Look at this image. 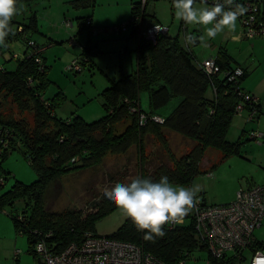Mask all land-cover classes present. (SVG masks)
I'll list each match as a JSON object with an SVG mask.
<instances>
[{
  "label": "trees",
  "instance_id": "obj_1",
  "mask_svg": "<svg viewBox=\"0 0 264 264\" xmlns=\"http://www.w3.org/2000/svg\"><path fill=\"white\" fill-rule=\"evenodd\" d=\"M255 2L259 4L264 20V5ZM71 3L75 9H80L93 6L95 0H72ZM18 4L23 5L24 10L11 22L15 34L7 37V47H0V130L9 139L8 148L0 153V158L4 159L10 151L20 147L38 177L31 184L16 181L0 197V209L5 202L13 203L20 197L26 199L24 219L18 218L20 211L9 214L19 233L27 235L34 256L37 233L52 232L49 240L58 243L61 249L74 241H82L85 233L94 232L98 219L116 209L106 197L95 203L96 210L86 216L83 210L51 211L44 207V195L52 181L66 173L100 165L108 151L125 154L138 146L139 173L135 178L158 182L161 177L167 176L170 183L186 185H190L194 177L202 172L201 163L208 148L220 150L222 159L240 153L241 142L228 141L226 132L236 113V106L243 100L239 92L249 93L252 97L255 95L242 86V81L249 75L248 70L239 64L234 65L226 50L220 51L215 59L220 70L210 74L200 67L191 45L186 47L178 34L161 36L153 43L140 35L141 23L135 22L132 36L139 38L137 67L132 73L112 80L102 92L105 116L93 122H86L79 116L62 119L55 113L54 102L45 97L49 82L48 66L43 55L46 45L29 34L38 31L37 11L32 9L31 0H18ZM141 7L140 2L133 4L132 17L140 13L145 20L147 5L144 11ZM91 18L89 15L90 28ZM199 36L195 34V37ZM19 40L25 43L23 57L13 54L16 62L11 64L12 59L2 62L1 56L10 50V44ZM88 48L78 57L86 60V64L90 61ZM236 67L242 68L244 73L230 79L228 73ZM142 92L149 96V111L141 108ZM176 97L180 99L179 103L164 122L153 120L152 116ZM245 103V109L250 111V102ZM14 104L23 110L34 111V124L14 119L9 112ZM252 105L259 118L260 100L252 102ZM140 112L148 115L143 125L139 122ZM121 123L127 125L124 130L118 131ZM163 128L180 133L194 140L195 144L184 155L176 157L165 140ZM150 134L161 139L164 144L162 152L170 157L172 165L160 163L152 169L147 167L150 157L144 152V141ZM216 166L217 163L212 168ZM4 178L7 180V177ZM163 231V237H156L154 242L145 241V233L137 231L131 220L126 219L115 233L108 236L140 244L167 264H176L182 251L205 249L191 219L174 229L165 225ZM263 247L264 243H255L252 251ZM211 264H233V261L213 259Z\"/></svg>",
  "mask_w": 264,
  "mask_h": 264
},
{
  "label": "rangeland",
  "instance_id": "obj_2",
  "mask_svg": "<svg viewBox=\"0 0 264 264\" xmlns=\"http://www.w3.org/2000/svg\"><path fill=\"white\" fill-rule=\"evenodd\" d=\"M72 0H31L32 9L37 11L38 31L30 32L31 37L46 45L43 55L48 66L49 80L45 97L55 104L58 118L67 119L76 116L86 122L96 121L106 114L103 106L102 92L122 75L131 73L137 66L138 37L132 36V27L125 26L119 32L105 30L114 26H123L132 17V7L141 0H95L91 7L75 9ZM264 5V0H254ZM198 8L208 7L205 2L195 1ZM91 15L92 27H88ZM154 22H162L169 28V35L180 34L186 45L185 37L191 33L203 35L204 29L199 25H182L175 18V9L170 0H150L142 31ZM102 29L100 32L98 30ZM109 31V32H108ZM239 36V38H237ZM75 38L76 45H71L70 38ZM88 43V44H87ZM97 44V45H95ZM88 45L89 46L88 48ZM199 61L215 59L220 51L229 53L235 61L249 71L242 81V86L260 100L259 118L250 119V111L234 114L226 132L230 142H241L240 153L222 159L220 150L208 148L201 163L202 172L194 177L190 185L171 183L173 186L186 188L198 187L196 197L205 200L208 205L225 204L235 200L237 192L253 185H264V36L247 38L238 19L235 32H225L215 39H208L207 46L199 43L191 45ZM86 48L88 63L82 71L69 70V66ZM25 43L13 41L10 50L1 56V61L11 60L17 54L22 58ZM84 53V52H83ZM237 62V63H235ZM212 95V92L210 91ZM173 98L158 114L166 117L179 103ZM175 104V105H174ZM141 108L150 110L148 96L142 92ZM11 109V108H10ZM11 116L26 124H34L35 113L23 110L14 104L9 111ZM258 117V115H257ZM127 124L118 125V131ZM166 142L176 157L188 152L195 141L175 131L163 128ZM252 134L256 135L252 138ZM164 144L155 134H150L144 141V152L150 157L147 167L155 168L158 164L172 165L170 157L163 151ZM140 151L134 146L129 152L113 153L108 151L103 162L92 168L77 170L64 174L52 181L44 195V207L51 211L65 209L83 210L86 216L96 210L95 203H100L105 188H112L117 183L126 184L138 176ZM0 176L7 177L0 187V197L16 181L25 184L34 182L38 175L20 147L10 151L4 159L0 158ZM217 166L213 169V165ZM0 209V264H36V257L30 250L28 237L20 234L9 213L22 211L27 201L24 197L5 202ZM116 208L95 222L94 232L100 236L115 233L125 222ZM256 242L264 243V221L254 232ZM20 250L16 255V251ZM232 255L233 252H229ZM246 259L236 264H249L253 257L252 250L244 252ZM208 253L196 251L189 258V264H208Z\"/></svg>",
  "mask_w": 264,
  "mask_h": 264
},
{
  "label": "built area",
  "instance_id": "obj_3",
  "mask_svg": "<svg viewBox=\"0 0 264 264\" xmlns=\"http://www.w3.org/2000/svg\"><path fill=\"white\" fill-rule=\"evenodd\" d=\"M171 1V0H170ZM205 2L210 7L214 0H198ZM223 3V0H220ZM141 8L144 11L148 0H141ZM235 4L243 5L247 11L238 19L244 28V36L247 38H255L256 36H264V20L261 18L260 6L254 0H234ZM226 5V10H228ZM135 22H140V35L145 39L156 43L161 36L169 34V28L161 22L149 24L142 31L144 24L143 15L138 13L123 26H114L105 28L113 32H119L125 29V26L132 27ZM183 23L182 25H184ZM93 28V27H92ZM102 29L98 30L99 32ZM109 32V31H108ZM180 36V34L178 33ZM190 35L195 36L194 33ZM186 41V39H185ZM71 45H76L75 38H70ZM34 45V42H30ZM190 45L186 44V47ZM39 61V60H38ZM200 67L208 73L218 72L219 66L216 65L215 59H206L199 61ZM86 60L77 58L69 66V70L76 72L82 71ZM243 69L236 67L233 72L228 73L230 79H236L243 74ZM239 95L243 100L236 106V113L245 110V102H250V119L257 118V110L253 108L252 102H257L258 98L252 97L249 93L240 91ZM153 120L163 123L165 117L155 114ZM148 120L145 112H140L139 122L141 125ZM0 130V153L8 148L9 139L6 138ZM256 135L252 134V138ZM75 159H72L74 161ZM5 184V178L0 177V185ZM24 210L19 212V219H24ZM192 220L195 230L199 236L205 249L185 250L181 252V256L176 264H189V258L196 251H205L208 253L207 262L211 264L212 260L222 261L229 259L233 264L244 261L246 257L244 252L252 250L256 242L254 232L260 228L264 221V185H253L248 188L240 189L234 201L225 204L208 205L205 200L196 197L195 206L183 218L181 223L166 224L169 229ZM36 233V232H35ZM52 232L36 234V243L34 253L36 256V264H167L151 252L144 249L140 244L119 240L110 236H100L94 232L84 234L82 241H74L64 248H59L58 243L49 240ZM20 250L16 251L18 255ZM229 252H233L229 255ZM249 264H264V247L257 248L253 251V257Z\"/></svg>",
  "mask_w": 264,
  "mask_h": 264
},
{
  "label": "clouds",
  "instance_id": "obj_4",
  "mask_svg": "<svg viewBox=\"0 0 264 264\" xmlns=\"http://www.w3.org/2000/svg\"><path fill=\"white\" fill-rule=\"evenodd\" d=\"M234 0H214L210 7L198 8L195 0H172L175 18L186 25H199L204 29L198 38L185 37L187 45H194L197 39L207 46L208 39H215L225 32H235L236 22L247 9ZM226 5L229 6L226 10ZM24 6L18 0H0V47H7L6 39L14 35L11 22L21 14ZM198 187L173 186L167 176L158 182L150 179L134 178L128 184L117 183L105 188L103 195L110 200L121 215L131 220L137 231L145 233V241L154 242L156 237L165 235L166 224L181 223L196 203Z\"/></svg>",
  "mask_w": 264,
  "mask_h": 264
},
{
  "label": "crops",
  "instance_id": "obj_5",
  "mask_svg": "<svg viewBox=\"0 0 264 264\" xmlns=\"http://www.w3.org/2000/svg\"><path fill=\"white\" fill-rule=\"evenodd\" d=\"M161 23H162V22H161ZM237 38H239V36H237ZM87 44H88V43H87ZM95 45H97V44H95ZM89 46H91V45H88V47H89ZM137 51H138V48H137ZM83 52H84V51H82V54H83ZM219 53H220V52H219ZM82 54H81V55H82ZM227 54H228L231 58H233L229 53H227ZM137 56H138V53H137ZM218 56H219V54L217 55L216 58H218ZM86 57H87V55H86ZM88 58H89V57H88ZM216 58H215V59H216ZM232 61H235L234 58H233ZM235 63H237V62H235ZM237 64H239V63H237ZM239 65H241V64H239ZM136 67H137V66H136ZM135 69H136V68H135ZM135 69H134V70H135ZM246 69H247V68H246ZM134 70H133V71H134ZM247 70H248V69H247ZM133 71H132V72H133ZM132 72H131V73H132ZM248 72H249V71H248ZM128 74H130V73H128ZM118 79H119V78H118ZM246 90H247V89H246ZM247 91H248V90H247ZM249 92H250V91H249ZM147 96H148V94H147ZM140 99H141V98H140ZM179 100H180V99H179ZM148 101H149V96H148ZM178 102H179V101H178ZM174 105H175V104H174ZM159 115H160V114H159ZM161 116H162V115H161ZM163 117H164V116H163Z\"/></svg>",
  "mask_w": 264,
  "mask_h": 264
}]
</instances>
